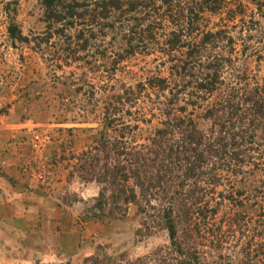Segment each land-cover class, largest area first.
<instances>
[{"label": "rangeland", "instance_id": "374dc122", "mask_svg": "<svg viewBox=\"0 0 264 264\" xmlns=\"http://www.w3.org/2000/svg\"><path fill=\"white\" fill-rule=\"evenodd\" d=\"M253 11L262 33L243 31L241 39L240 24L232 28L233 56L239 68L248 67L261 78L264 15ZM45 15L41 0H0V220L7 216L3 229L9 232L14 224L22 232L18 240L27 247L17 254L13 248L1 251L0 264H82L98 247L134 258L167 245L166 231L145 224L135 205L122 217H112L107 210L103 213L107 217H93L100 213L94 199L101 186L79 176L76 159L101 128L113 93L151 76L168 75L165 54L159 45L156 50L138 48L114 62V53L127 49L117 22L105 28L104 37L85 31L86 49L78 50L74 60L65 59L62 49L67 40L58 24L45 21ZM78 23L70 30L73 36L84 24ZM206 23L212 28L219 18L207 16ZM248 34L252 39L246 38ZM71 48L76 49L75 44ZM257 53L262 55L259 61ZM152 103L142 97L136 106L123 104L117 117L137 123L136 134L143 138L158 121L150 117ZM143 117L152 120L140 122ZM259 163L253 172L246 168L236 176L227 173L208 187L212 204H221L202 230L208 239L203 238L206 264H241L244 255L256 264L255 245L264 243V233H259L264 226V167Z\"/></svg>", "mask_w": 264, "mask_h": 264}, {"label": "trees", "instance_id": "16d2710c", "mask_svg": "<svg viewBox=\"0 0 264 264\" xmlns=\"http://www.w3.org/2000/svg\"><path fill=\"white\" fill-rule=\"evenodd\" d=\"M41 1L45 21L58 24L67 40L62 58L74 60L78 50L86 49L85 31L104 37L105 28L118 22L127 49L114 53V62L138 48L149 51L159 45L170 64L167 76H151L113 93L101 128L76 157L79 176L101 186L94 199L100 213L93 217H107L106 210L112 217H122L132 204L145 224L166 231L169 242L134 258L98 247L82 264H206L203 238H207L202 230L221 204H212L208 187L227 173L236 176L246 168L253 172L259 161L264 167V76L238 67L236 37L231 34L239 24L241 39L243 31L262 33L253 10L264 15V0ZM250 5L254 9L249 12ZM207 16H217L219 23L209 28ZM80 21L84 24L73 36L70 30ZM261 58L257 53L256 60ZM142 97L154 102L150 117H158L143 138L136 134L137 123L117 117L123 104L136 106ZM263 228L258 231L262 235ZM254 253L256 264H264V243H256ZM244 257L241 264H253L248 255Z\"/></svg>", "mask_w": 264, "mask_h": 264}, {"label": "crops", "instance_id": "0c3cea01", "mask_svg": "<svg viewBox=\"0 0 264 264\" xmlns=\"http://www.w3.org/2000/svg\"><path fill=\"white\" fill-rule=\"evenodd\" d=\"M6 219H8L7 216L0 220V254L1 251H5L7 248H13V253L17 254L19 253L18 249L22 250L25 247L24 244H22L17 238L18 233L21 234L22 232H20L14 224L12 230L9 232L3 229L2 226L4 224V220L6 221ZM11 220L13 221V218H11ZM7 233L10 234V236H8ZM16 249L17 251H15Z\"/></svg>", "mask_w": 264, "mask_h": 264}]
</instances>
